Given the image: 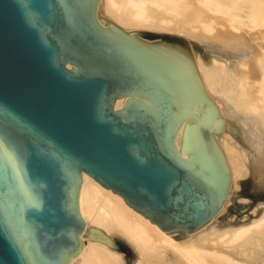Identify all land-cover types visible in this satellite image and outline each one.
<instances>
[{"label": "water", "instance_id": "water-1", "mask_svg": "<svg viewBox=\"0 0 264 264\" xmlns=\"http://www.w3.org/2000/svg\"><path fill=\"white\" fill-rule=\"evenodd\" d=\"M114 34L97 0H0V264H64L84 229L83 173L156 229L195 234L218 218L227 180L209 129L200 170L174 144L185 117L210 126L211 103L178 58Z\"/></svg>", "mask_w": 264, "mask_h": 264}, {"label": "bare ground", "instance_id": "bare-ground-1", "mask_svg": "<svg viewBox=\"0 0 264 264\" xmlns=\"http://www.w3.org/2000/svg\"><path fill=\"white\" fill-rule=\"evenodd\" d=\"M97 20L185 64L214 118L210 126L182 119L175 148L190 166L210 162L201 133L209 129L227 184L218 218L190 234L156 229L83 173L76 205L84 229L64 264H264V0H97ZM140 100L120 97L114 107ZM189 112L196 118V108Z\"/></svg>", "mask_w": 264, "mask_h": 264}]
</instances>
